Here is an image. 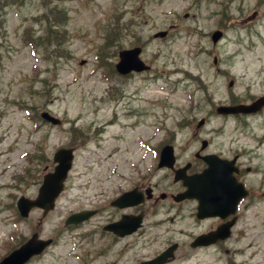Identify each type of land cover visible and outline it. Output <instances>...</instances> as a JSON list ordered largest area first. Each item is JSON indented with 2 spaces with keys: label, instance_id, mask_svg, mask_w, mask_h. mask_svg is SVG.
Listing matches in <instances>:
<instances>
[{
  "label": "rangeland",
  "instance_id": "374dc122",
  "mask_svg": "<svg viewBox=\"0 0 264 264\" xmlns=\"http://www.w3.org/2000/svg\"><path fill=\"white\" fill-rule=\"evenodd\" d=\"M52 4L65 9L69 19L60 47L52 46L47 58L31 38L43 33L37 18ZM5 18L0 33V258L36 228L56 244L29 264H135L136 258L157 253L162 248L157 243L125 248L99 229L83 238V227L67 229L63 223L71 212L91 207L100 191L106 190L101 198L109 201L137 171L149 176L156 169L155 148L158 155L157 146L169 137L176 141L179 162L192 156L202 139L210 142L209 151L239 152L243 166L255 170L248 183L259 190L246 202L236 228V255L219 260L221 254L211 249L172 264H264V111L248 117L214 113L232 95L247 102L264 94V0H24L8 6ZM216 29L224 37L214 45ZM161 30L168 35L154 38ZM135 45L143 47L141 57L152 69L118 75V52ZM190 73L200 81L187 79ZM231 79L235 83L229 88ZM46 110L63 123L43 121L40 114ZM122 111L140 126H123V135L111 140L110 126H103L100 116L116 120ZM202 117L207 124L193 141ZM72 126L83 129L84 144L56 209L41 223L40 210L22 219L18 198L36 197L43 175L54 169V152L69 145ZM161 177L166 189L172 177L160 171L152 181Z\"/></svg>",
  "mask_w": 264,
  "mask_h": 264
},
{
  "label": "water",
  "instance_id": "95a60500",
  "mask_svg": "<svg viewBox=\"0 0 264 264\" xmlns=\"http://www.w3.org/2000/svg\"><path fill=\"white\" fill-rule=\"evenodd\" d=\"M165 32H160L156 36H165ZM222 35L221 31H217L213 35V39L216 42ZM141 48L136 47L130 50H123L120 52V61L117 64V70L120 73L126 74L131 70L142 71L148 69L139 58ZM233 82H230L232 85ZM264 106V96L260 97L253 103L238 104L234 106H221L218 108L220 113H251L260 110ZM42 117L54 124L59 123V119L51 116L48 112L42 113ZM204 123L201 120L198 127ZM206 143H204L205 145ZM209 164L202 173L196 174L190 177H186L181 174L182 171L178 170L176 179H183L184 184L188 186V190L177 196V199H183L186 197H196L199 200L198 216H221L227 217L236 211L239 200L247 195V192L243 190L239 192L238 188H242V184L236 183L233 176L232 162H227L224 159H220L216 155H209L204 157ZM73 151L72 149H60L55 154V161L58 165L55 168L54 173H49L45 176L43 185L39 189V196L35 200L21 197L18 201V208L22 216L27 217L30 210L37 206L44 208V215L49 210L54 208L55 199L62 191L64 186V180L67 176L69 169L72 166ZM175 162L173 147L168 145L162 150L161 160L159 166L173 167ZM232 186L234 189L232 190ZM132 193H125L117 202L128 201ZM132 202H126L123 205H130ZM89 213L81 212L71 215L66 224L79 223L81 220L87 218ZM234 224V220L220 226L216 231L199 236L194 246L207 245L217 241L218 239H224L229 236V228ZM49 240H42L38 238V234H34L25 244L19 249H16L7 257H5L0 264H24L33 255L41 253L50 243ZM170 255L169 251L164 252L157 259L149 262L148 264H162L166 258Z\"/></svg>",
  "mask_w": 264,
  "mask_h": 264
},
{
  "label": "flooded vegetation",
  "instance_id": "af4514ba",
  "mask_svg": "<svg viewBox=\"0 0 264 264\" xmlns=\"http://www.w3.org/2000/svg\"><path fill=\"white\" fill-rule=\"evenodd\" d=\"M195 135L196 133H194L193 137ZM209 146L210 145L208 143V145L204 149L198 150L194 153L192 160H186L183 164H180L177 167H183L188 165L187 175L199 172V170L195 169V164L205 165V162L202 157L208 155L209 153H213L208 151ZM218 154L222 157L230 159L235 156H225L221 153ZM236 156H238L236 162V165L238 167L237 179L245 183V185L250 191V196H252L253 190L245 182L248 175L250 174L251 167L246 166L244 168L243 163L241 162V155L237 154ZM158 169H156V173L159 171H164L168 172L167 176L169 174L174 175L173 170L164 168ZM151 179L152 175L148 176L147 173L137 171L133 177H130L129 187L123 191L118 192L111 200H109V202H107L104 198H101L104 195L103 192H101L97 196H93L94 199L92 200L91 204H89L91 207L82 206L79 210L81 211L93 209L97 211L95 216L79 224V228L83 227L85 230L82 235L88 237L89 234H93L96 230L99 229L100 231L98 232L100 234L112 238L115 243H123V245H125V248L127 246H135L138 243H143L144 246L150 243H157L162 246V250L154 254L152 257L136 258V264L143 262V260L152 259L159 253H161L163 250L171 246H175L176 248L175 257L172 261L167 264H171L172 262H174L179 254H181L182 258L187 257L188 254L184 253V248H186L187 251L192 253V255L196 252L210 250L211 248H218L219 250H223L224 253L227 255L234 252L228 249V244L236 243L237 241H239V236L237 233L235 234V232L236 227L238 226L241 219L240 212L243 203H240L239 205L237 212V221L235 225L231 228V236L229 238L223 241H218L216 244L211 246L192 248L191 244L198 235L215 230L219 225L232 220L234 216L228 218L207 217L204 219H199L196 215L195 207L194 209H191L188 214H185L186 210H184L183 206L187 205L191 201L195 202V206H197V202L196 200H184L181 202L174 201L173 196L185 190L183 183L181 181H174V183H170L167 188L173 189L174 187H178L177 191H167L169 189H160V187L163 186L162 177L159 180H156L155 183H152ZM149 189H151V193H148ZM131 190L137 191V198H140L141 200L139 204L125 208L112 205V201H114L120 194L125 191ZM149 194L153 195L150 199H148ZM101 201H105V203L92 207L94 203L97 204ZM163 204H166L168 208H159V206H162ZM171 212L173 213V215H168ZM125 215L130 216L131 226H134L137 222H140L138 229L134 233L125 236H119L113 232L105 231L103 229L104 226L107 224H112L121 221ZM136 217H140V221ZM187 218L192 219L193 224L195 226H200L202 229L200 231L194 232L192 229V225L189 224H187L185 227H181L182 229H174L173 227H171L176 223L185 224ZM163 226H166V229H164L161 233H156V231ZM153 231L154 234L148 235Z\"/></svg>",
  "mask_w": 264,
  "mask_h": 264
},
{
  "label": "trees",
  "instance_id": "16d2710c",
  "mask_svg": "<svg viewBox=\"0 0 264 264\" xmlns=\"http://www.w3.org/2000/svg\"><path fill=\"white\" fill-rule=\"evenodd\" d=\"M23 2L24 0H0V33L4 31L6 8L13 4H22ZM37 19L42 25L43 33L36 37L33 35L31 44L38 49H43L44 54L49 58L50 48L55 46L58 49L61 41L65 37L62 28L68 22V13L65 9L58 7L56 4H52ZM58 54V57H61V53L59 52Z\"/></svg>",
  "mask_w": 264,
  "mask_h": 264
},
{
  "label": "bare ground",
  "instance_id": "6f19581e",
  "mask_svg": "<svg viewBox=\"0 0 264 264\" xmlns=\"http://www.w3.org/2000/svg\"><path fill=\"white\" fill-rule=\"evenodd\" d=\"M136 107H139V106H136ZM100 121L102 122L103 126L104 125L110 126L108 128L111 130V135L109 136V139L112 140L114 138L119 137L120 135H123V131H124L123 126L130 127L132 124H137L138 120L135 118L126 119V114L124 113V111H122V113H119L118 118L116 120H114L113 118L100 116ZM138 130H140V127H138Z\"/></svg>",
  "mask_w": 264,
  "mask_h": 264
}]
</instances>
